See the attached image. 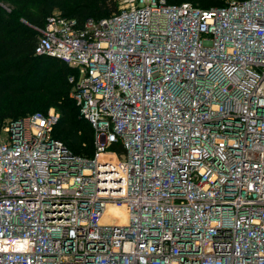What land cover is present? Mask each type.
Listing matches in <instances>:
<instances>
[{
    "label": "built area",
    "instance_id": "obj_1",
    "mask_svg": "<svg viewBox=\"0 0 264 264\" xmlns=\"http://www.w3.org/2000/svg\"><path fill=\"white\" fill-rule=\"evenodd\" d=\"M39 31L94 152L58 110L5 119L0 264H264V0H118Z\"/></svg>",
    "mask_w": 264,
    "mask_h": 264
},
{
    "label": "trees",
    "instance_id": "obj_2",
    "mask_svg": "<svg viewBox=\"0 0 264 264\" xmlns=\"http://www.w3.org/2000/svg\"><path fill=\"white\" fill-rule=\"evenodd\" d=\"M167 1L211 7L227 0ZM117 9L118 0H0V127L7 116L47 113L54 103L61 113L55 135L75 153L90 156L94 152V129L70 94L69 76L78 75V69L61 58L37 53L39 28L54 10L83 23L87 17L109 16ZM81 134L89 141L86 147ZM115 147L120 150L121 146Z\"/></svg>",
    "mask_w": 264,
    "mask_h": 264
},
{
    "label": "rangeland",
    "instance_id": "obj_3",
    "mask_svg": "<svg viewBox=\"0 0 264 264\" xmlns=\"http://www.w3.org/2000/svg\"><path fill=\"white\" fill-rule=\"evenodd\" d=\"M191 2V1H190ZM7 8H9L8 6H7ZM52 56V55H51ZM35 82H37V80H35ZM51 110H59L58 108H57V105H55L54 103L51 105V106H49L48 107V110H47V112L48 111H51ZM60 111V110H59ZM78 116H80L79 114H78ZM6 118H8V116L6 117ZM6 118H4V120L6 119ZM4 120H3V122H4ZM84 122V121H83ZM0 130H1V127H0ZM81 132V131H80ZM81 136V138H82V146L83 147H86V146H88L89 145V141H88V139H86L87 137H85V136H83V134H81L80 135ZM88 141V142H87ZM90 147V146H89Z\"/></svg>",
    "mask_w": 264,
    "mask_h": 264
}]
</instances>
